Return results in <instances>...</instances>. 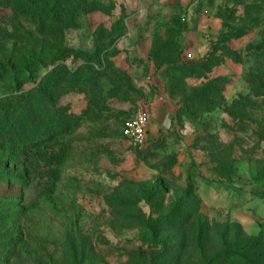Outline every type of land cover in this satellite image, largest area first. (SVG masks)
I'll return each instance as SVG.
<instances>
[{
  "label": "rangeland",
  "instance_id": "1",
  "mask_svg": "<svg viewBox=\"0 0 264 264\" xmlns=\"http://www.w3.org/2000/svg\"><path fill=\"white\" fill-rule=\"evenodd\" d=\"M0 158V264L264 262V0H0Z\"/></svg>",
  "mask_w": 264,
  "mask_h": 264
},
{
  "label": "trees",
  "instance_id": "2",
  "mask_svg": "<svg viewBox=\"0 0 264 264\" xmlns=\"http://www.w3.org/2000/svg\"><path fill=\"white\" fill-rule=\"evenodd\" d=\"M67 27H69V26H67ZM212 52H214V50L213 51H211V53ZM222 52H223V54H224V56L226 57V58H230V59H232V60H234V61H241V57H242V53L240 52V51H238V50H235V49H233V48H231V47H227V46H224L223 48H222ZM209 54L208 55V57H207V62H208V60L210 61V58H211V56H212V54ZM81 55H79V56H81V57H85V58H87V59H96V56H94V55H90V54H85V53H80ZM53 58V60H55V57H52ZM98 59V58H97ZM58 61V60H57ZM206 63H202V64H198V63H195V64H191V65H189L190 67H192V68H200V69H203L206 65H205ZM220 64L219 63H217V64H215L213 67H215V66H219ZM213 69V68H212ZM47 74H50V73H47ZM219 81H221L220 79H215V80H213V81H209L208 83H207V86L205 87V88H203V89H200L196 94H195V96H211L212 95V87L214 86V84L216 83V82H219ZM15 83H13V86L15 87L16 86V84H17V80H15L14 81ZM216 105V104H215ZM9 153H14V151H12L11 150V148L9 149V151H8ZM2 160H4V159H2ZM0 161H1V158H0ZM3 162V161H2ZM4 162H6L5 160H4ZM261 246H264V242L262 243V245ZM255 247V249H256V247H257V244H254V243H250V244H247V245H244V246H242V247H239V248H236V249H230V248H228V249H225V250H223V251H221V252H219V253H217V254H215L210 260H209V262L207 263V264H218V263H220V262H222L223 260H237V259H240L241 258V256H243V255H246V254H248L249 252H251L252 250H253V248ZM259 258H263L264 259V254H260L259 255ZM7 264H9L10 262H9V260L6 262ZM257 264H264V262H262V263H257Z\"/></svg>",
  "mask_w": 264,
  "mask_h": 264
},
{
  "label": "built area",
  "instance_id": "3",
  "mask_svg": "<svg viewBox=\"0 0 264 264\" xmlns=\"http://www.w3.org/2000/svg\"><path fill=\"white\" fill-rule=\"evenodd\" d=\"M192 58V55H188ZM152 121V112L141 111L134 118L126 121L123 134L134 145L144 147L149 142V130Z\"/></svg>",
  "mask_w": 264,
  "mask_h": 264
},
{
  "label": "crops",
  "instance_id": "4",
  "mask_svg": "<svg viewBox=\"0 0 264 264\" xmlns=\"http://www.w3.org/2000/svg\"><path fill=\"white\" fill-rule=\"evenodd\" d=\"M152 121H153V120H152ZM152 121H151V124H150V125L153 127V122H152Z\"/></svg>",
  "mask_w": 264,
  "mask_h": 264
}]
</instances>
